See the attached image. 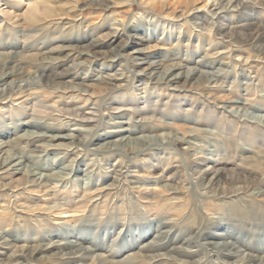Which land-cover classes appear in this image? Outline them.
<instances>
[{
	"label": "rangeland",
	"instance_id": "obj_1",
	"mask_svg": "<svg viewBox=\"0 0 264 264\" xmlns=\"http://www.w3.org/2000/svg\"><path fill=\"white\" fill-rule=\"evenodd\" d=\"M135 49L216 81L177 93L138 75ZM7 71L0 137L25 134L11 150L52 180L0 175V264H234L206 244L220 231L264 264V0H0Z\"/></svg>",
	"mask_w": 264,
	"mask_h": 264
},
{
	"label": "bare ground",
	"instance_id": "obj_2",
	"mask_svg": "<svg viewBox=\"0 0 264 264\" xmlns=\"http://www.w3.org/2000/svg\"><path fill=\"white\" fill-rule=\"evenodd\" d=\"M41 3L44 4H51L53 3V0H40ZM38 12V8L37 6H32L31 8V14L30 17L34 18L36 13ZM69 53L68 56H70V50L68 49ZM80 54V56L83 57H88V59H97L96 55L91 51V49H87L86 51H79L78 52ZM131 58L135 61V65L137 66H143V65H148L147 68H142L140 69L138 72V75H143V76H147L148 78H150L151 80L155 81V83L157 84H165L167 85L166 87H169L170 89H172L175 92H183L185 91L189 85H193L194 84V80L199 81L202 80V77H209L210 74L204 73L202 72L200 75H197L196 70H192L189 69L188 71L184 72V69L182 66L179 65H174V66H161V64H159L158 61L153 60L152 62L149 61V54L147 52V50L144 49H135L133 50L131 53ZM111 59V61H114L113 58H109V60ZM63 61V60H62ZM159 69H163V71L159 72ZM13 72L11 71H7V72H0V87H2L3 85H6V83L8 82V79H10V77L13 76L12 74ZM170 77V78H169ZM183 78H186L184 81L183 85H180V83L183 81ZM208 79V78H207ZM111 80H116L119 81L121 79H117V78H113ZM191 80V83H190ZM209 80L211 82L216 81L214 77H209ZM11 86L14 88H17V84L16 82H12ZM215 87V86H214ZM78 89V88H77ZM82 90V89H81ZM85 91V93H87V90H82ZM227 104H229L230 107L235 109L240 106V102L235 100V101H229L227 102ZM246 109V108H245ZM234 111V110H232ZM249 111V110H248ZM241 112V111H240ZM245 112V111H244ZM248 113V112H247ZM258 114V113H257ZM245 118L250 117V119H255L258 120L257 122H263L262 118L258 117L257 115H249V114H245ZM262 116V115H261ZM244 118V119H245ZM253 121V120H252ZM251 121V122H252ZM125 122H117L118 124H124ZM26 124L38 128L40 125L38 122L36 121H29L26 122ZM74 131L79 132V131H84V130H79V129H75ZM133 132L125 127L122 126H117V130L114 131V133H120V138L118 141H120V144L123 146H128L131 145L134 141H137L139 137H133ZM31 133V132H30ZM25 135V134H24ZM24 135L22 136H18L17 138H15L14 140H9L8 142L3 141V139H1L0 137V153H8L6 155V157H0V175H5V174H16V173H21L24 172V174L28 175L30 177V182L31 183H35V182H44V181H49L52 180L51 176L49 174H44L42 173V167L39 166L38 164L34 163L33 161H29V158H32V156L30 155H25V154H21V153H15L11 150V147L9 145V143H12L13 141H19L21 139L24 138ZM38 136H41L39 134H37ZM145 138L144 141H147L148 144H142L140 146H142V148L147 149L152 143L153 139L151 136H140V138ZM165 138H168L167 141L168 142H172V141H178L180 139L175 138V136H169V135H164ZM77 138V135L75 134H68V135H58L55 136V139H62V140H73ZM137 139V140H136ZM182 140V139H181ZM180 140V141H181ZM188 143H192L190 142V140H188ZM190 146V145H188ZM54 146H50L49 145V149H53ZM78 149V146H75L73 149ZM72 149V150H73ZM188 149H190L188 147ZM71 150V151H72ZM208 169V168H207ZM66 171H73L67 167H62L61 171H59L60 174H64V175H70L71 172H66ZM217 180V176L213 177L212 179H210V181H208L204 188H210L213 186L214 182ZM233 236L231 235L230 232H225V231H220L217 233H214L212 235V239L213 238H217L218 242H214L212 239H210V241H207L206 244L213 250L218 251V252H222L224 256L226 257H233L236 258V260L234 261V264H248L249 260L247 259V257H249L250 255L248 254H244V252L236 245V243L232 240ZM2 239V237H0V240ZM191 238H188L187 240H190ZM70 245L73 249L72 253L70 255H76L77 251L76 249L79 248V244H78V239H72V241L70 242ZM36 248L34 247V249H32V252H35ZM187 251H189L187 249ZM193 252V251H192ZM243 252V253H242Z\"/></svg>",
	"mask_w": 264,
	"mask_h": 264
}]
</instances>
